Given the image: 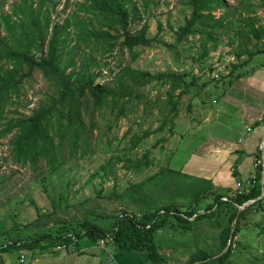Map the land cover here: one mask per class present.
I'll use <instances>...</instances> for the list:
<instances>
[{
	"label": "trees",
	"instance_id": "16d2710c",
	"mask_svg": "<svg viewBox=\"0 0 264 264\" xmlns=\"http://www.w3.org/2000/svg\"><path fill=\"white\" fill-rule=\"evenodd\" d=\"M153 2L142 0L141 11L137 0H76V7L62 22L53 17L57 12L55 0H15L8 11H1L0 138L12 135L8 145L14 163L31 164L34 172L41 169V162L46 167L39 181L42 191L47 194L50 208L40 212V207L31 200L39 211L35 221L85 205L92 199L118 200L126 191L163 174L169 168L173 153L170 147L168 156L157 171L141 179H128V182L119 180L116 175L120 162V167L138 175L153 164L150 149L137 157L129 154L151 133L143 131L141 135H132L130 145H114L115 150L110 148L113 143L109 139L106 142L109 148L102 149L104 153H110L108 158L88 174L81 185L74 187L79 167L76 159H86L89 153H95L102 136L118 123L121 116L126 117L129 110H141L145 115L156 102L152 97L145 99L148 86L152 89L166 88L167 102L172 104L175 115L178 112L175 97L191 92L200 95L207 82L215 81L210 78L199 84L194 80L195 75L187 80L186 73L173 70L152 72L129 63H119L115 71L106 59L113 55L117 46L125 48L136 61L142 48L166 46L175 50L177 46L194 44L197 46L195 53L201 60L209 57L211 50L222 42L223 36L231 41L238 36L235 54L237 58L242 53L248 56L241 63L232 64L228 73L216 79L223 88L241 75L240 71L236 72L238 67L245 65L255 53L264 54V48H249L260 43L264 46L261 39L264 25L256 23L255 15L259 8L264 7V0L259 3L241 0L245 5L243 10L231 6L227 0H182L181 4L187 11L183 14V22L173 29L175 40L170 42L157 35H149V24L143 20L142 13H148L149 4ZM133 23L140 25L133 30ZM161 28L159 23L158 30ZM103 67L110 71L112 79L109 82L98 79ZM36 70L42 73L48 90L30 114H19L14 109L12 112L17 115L8 118V106L15 104V100L24 93L25 79ZM212 92L207 91V96L210 97ZM90 105L93 106L91 112ZM95 110L101 123L95 119ZM174 115H167L155 129L156 132H163L166 123L169 125V135L163 134L162 142L183 134L182 131L176 133L179 121L174 119ZM105 119L107 122L104 124ZM262 170L260 165L254 186L245 194L232 192L223 195L218 192L206 205L198 197L195 205L168 204L138 213L126 208L118 213L93 211L82 218L41 226L44 230L29 229L25 225L22 227L27 234L25 238L17 236L16 239L9 235L2 239L0 233V264H3L1 255L7 251H36L38 248L58 246L78 248L79 242L86 237L95 242L102 241L106 247L112 246L116 251H146L149 258L147 264H173L167 252H161L160 245L155 242L156 234L164 228L171 230L177 238L186 235L190 241L194 238L200 244L188 255L185 264H231L236 245L248 226L264 237V195L260 197ZM107 181L113 184L104 186ZM87 186H91L88 192L85 191ZM248 200L254 201L244 207L234 222L239 207ZM86 207L84 210H90V204ZM206 228L216 231L213 233L214 240L210 239L211 233ZM5 233L10 234V230ZM226 246L228 249L221 253ZM178 248H174L175 252Z\"/></svg>",
	"mask_w": 264,
	"mask_h": 264
},
{
	"label": "rangeland",
	"instance_id": "374dc122",
	"mask_svg": "<svg viewBox=\"0 0 264 264\" xmlns=\"http://www.w3.org/2000/svg\"><path fill=\"white\" fill-rule=\"evenodd\" d=\"M14 1L15 0H0V13L1 11H8ZM55 1L57 2V12L53 14V17H56V20L62 22V20L68 16L70 11L76 7V0ZM137 1L140 10L142 11V0ZM153 1V3L149 4L148 13H142L143 20H146L149 24V35H157L158 38L161 37L168 42L174 41L173 29L177 28V26L183 22V14L187 11L181 4L182 0ZM227 1L231 6H237L240 10L245 9V5L241 3V0ZM254 1L259 3L260 0ZM255 15L257 17L256 23L264 25V7L259 8ZM159 23L162 26L160 30H158ZM139 25V23H133L132 29H137ZM157 32L159 33L157 34ZM231 33L234 34L233 31H231ZM237 38L238 36H234V40L231 41L228 40L226 36H223L222 42L218 45V47H216L219 53H210L209 57L201 60H199L197 57L198 55L195 53L197 46L190 44L181 47L177 46L175 50H169L166 46H153L144 49L142 48L141 50L138 49L140 50V56L136 61L132 60L131 54L125 48L117 46L112 53L113 55L108 57L106 61L109 62L111 69L115 71L118 70L119 63L121 65L129 63L133 66L149 69L152 72L158 70H173L178 73H186L187 80L192 79L195 75L194 80L201 84L203 81H207L210 78H216L212 76L215 73V68L217 67L211 62L213 58L214 62L218 61L219 65L223 64V72L225 70H229V64L232 63V61H235L234 64H239L245 60L248 56L247 53H242L240 58H237L235 54V51L238 49L236 46V42H238ZM195 39L196 37L193 38V41ZM158 44L161 43L158 42ZM257 48L258 45L253 47V49ZM177 52L178 54H176ZM256 54L262 53H255L254 55ZM218 72L220 73L221 69L216 70V73ZM109 73V69L107 67H103L101 78L98 79L101 82L111 81L112 77ZM209 83L211 82H207L206 87L200 95H193L191 92L175 97L178 105V112L175 115L173 114L174 111L172 110V104L167 102L166 88L161 87L160 89H152L148 86V91H145V99L152 97V99L156 100V102L152 103L150 109L147 113H145V115L142 114L141 110L140 112L137 109L134 111L129 110L126 117L121 116L118 123L102 136L100 146L96 149L95 153H89L87 155L88 158L86 159L85 157L76 159L75 163H78L79 167L76 169L77 180L74 183V187L81 185L88 177V174L93 172L96 167H98L101 163H104L108 158L110 153H104L102 149L109 148L108 144H106L109 139H111L113 143L110 148L115 150L114 145H117L118 147L130 145L132 135L134 133H139L141 135L143 131H151V133L141 142L136 150H130L129 154L133 157H137L138 155H142L147 149H150L152 151L151 160L153 164L148 168L146 167L141 174L138 175L135 174L134 171H129L120 167L122 165L120 162L117 164L118 168L116 170V175L119 180L128 182V179H141L145 175L157 171L158 167L164 162V159L169 154L168 147H173V144L178 137H172V141L162 142L161 139L163 134L169 135V125L166 123L165 130L163 132H156L155 129L161 125L167 115H174V119L179 121L176 125V133H180L181 131L184 132L185 129L190 124L194 123V121L198 119V116L202 114L204 110L203 106L208 98L207 91L213 89V84L209 85ZM47 90L48 84L43 78L42 73L38 70L34 71L32 76L30 78H26L24 81V93L15 100V104L13 103L8 106L9 109L6 112L7 117L9 118L17 115L12 112L14 109H17L19 114H30L32 109L35 108L39 100L43 97L44 92ZM175 92L178 93L179 89ZM132 102L134 103L135 100ZM140 107H142V105ZM92 109L93 106L90 105L89 111L91 112ZM94 114L95 119L101 123V119H98V111L95 110ZM106 122L107 120L105 119L104 124ZM104 129H106V127H104ZM11 136V134H8L7 136L0 138V233L2 235V239H6L9 235L15 237L16 239L17 236H22L23 238L27 237V234H25L22 229L25 225H27V228L29 229L40 228V230H44L45 228H41V226H50L52 220L49 218L53 217H47L48 219L43 218L35 221L39 211L31 203V200H33L40 207V212H45L50 208L47 194L42 191L41 183L39 181L41 172H44L46 167H44V163L41 162V169L38 172H34L31 164L20 165L14 163L12 161L11 151L8 145V141ZM122 152L123 151H121V153ZM165 164L164 166L167 165ZM168 170L169 168H167L164 172ZM96 181L99 182V179ZM112 184L113 183L109 181L103 183L106 187H110ZM90 188L91 186H87L85 191H90ZM123 194L118 200L111 199L107 201H115L110 203L122 205L124 202V199L121 200L122 196H124ZM83 206H88V203L66 210V217L82 215L86 211ZM106 207V203L105 206L100 204L96 207V209H94V212H108L109 210H107ZM118 211L120 210L118 209ZM246 229L247 230L241 237L240 243L238 242L236 245L235 252L231 257V264H262V260L264 259V237L257 234L251 226H248ZM6 230H10V234L6 235ZM206 230L211 233L210 239L214 240L215 238L213 233L216 231L211 228H206ZM155 242L160 245L159 248L161 252H167L168 259L173 264H185L188 255L200 245L194 238L190 241L186 235L185 237L179 236L177 238L176 235H173L171 230L168 228H164L156 234ZM97 243H99V241ZM100 245L101 247L105 246L102 241H100ZM176 246L179 247L178 251H176L177 253L174 249ZM96 248H98V246H95L92 249ZM64 249L66 248L61 250L58 246V248H38L36 251L11 250L3 253L1 258L3 260V264H22L19 260L21 254H24L26 257L24 264H113L110 256L112 252L109 250L111 248L108 250H101L99 252L97 258H99L100 261L93 258V256L90 258L88 253H82L83 255L78 254V249L70 251H75V254H78V256L74 255L73 257H66L64 256ZM59 251L62 252L63 257L60 256ZM93 253L96 255L95 252Z\"/></svg>",
	"mask_w": 264,
	"mask_h": 264
},
{
	"label": "crops",
	"instance_id": "0c3cea01",
	"mask_svg": "<svg viewBox=\"0 0 264 264\" xmlns=\"http://www.w3.org/2000/svg\"><path fill=\"white\" fill-rule=\"evenodd\" d=\"M261 39L264 41V35ZM258 47L264 48L262 43ZM217 52L215 48L210 53ZM213 59L211 62L217 67L212 76L219 74V77L228 73L235 62L232 61L229 70L223 72V64L219 65ZM219 69L221 72L216 73ZM238 71L241 75L224 88L217 81L209 83L213 84V92L207 98L202 114L192 126L181 132L183 134L175 135L178 138L173 147L170 146L173 153L168 171L126 191L121 198L124 199L122 205L110 203L115 201L92 199L86 202L90 204V210L82 215L66 217L64 211L51 216V222L82 218L105 203L109 211L101 212L103 214L118 213L122 207L143 212L168 204L195 205L198 197L206 205L218 192L223 195L236 192L237 180L257 173L260 165L264 168V55H254L245 65L238 67ZM79 243L78 254L88 253L90 258L93 256L98 261L99 252L109 248L113 264H147L149 260L146 251H116L112 246L101 247L100 242L87 238ZM95 246L98 248L92 249ZM64 250L66 257L78 256L75 251Z\"/></svg>",
	"mask_w": 264,
	"mask_h": 264
},
{
	"label": "built area",
	"instance_id": "2783aa9c",
	"mask_svg": "<svg viewBox=\"0 0 264 264\" xmlns=\"http://www.w3.org/2000/svg\"><path fill=\"white\" fill-rule=\"evenodd\" d=\"M257 164H259V162H257ZM255 180H256V174H253L252 176L244 180H237L236 181V192L238 194H245L250 188L254 186ZM19 260L21 263L25 262L24 254H21Z\"/></svg>",
	"mask_w": 264,
	"mask_h": 264
},
{
	"label": "water",
	"instance_id": "95a60500",
	"mask_svg": "<svg viewBox=\"0 0 264 264\" xmlns=\"http://www.w3.org/2000/svg\"><path fill=\"white\" fill-rule=\"evenodd\" d=\"M263 147H264V145H263ZM262 186H263V187H262V192H261L260 197H262V196L264 195V168H263V172H262ZM253 201H254V200H248V201H246L243 205H241V206L239 207L238 212H237V215H236V217H235V219H234V222L236 221V219H237L239 213L244 209V207H245L246 205L252 203ZM233 232H234V228L231 229V234H230L231 238L233 237ZM229 244H230V241H229L228 245H229ZM227 249H228V246H226L225 249H224L221 253L225 252ZM73 250H75V248H74V247H71L68 251H73ZM221 253H220V254H221ZM162 264H166V263H162Z\"/></svg>",
	"mask_w": 264,
	"mask_h": 264
},
{
	"label": "bare ground",
	"instance_id": "6f19581e",
	"mask_svg": "<svg viewBox=\"0 0 264 264\" xmlns=\"http://www.w3.org/2000/svg\"><path fill=\"white\" fill-rule=\"evenodd\" d=\"M60 247V246H59ZM61 248V247H60ZM71 248V247H70ZM70 248H66V250L68 251ZM75 248V250H77L78 248H76V247H74ZM62 249V248H61ZM68 252H70V251H68Z\"/></svg>",
	"mask_w": 264,
	"mask_h": 264
},
{
	"label": "clouds",
	"instance_id": "9594fccd",
	"mask_svg": "<svg viewBox=\"0 0 264 264\" xmlns=\"http://www.w3.org/2000/svg\"><path fill=\"white\" fill-rule=\"evenodd\" d=\"M214 77H216L215 79H218V78L220 79V78H221V76L219 77V76H217V75L214 76ZM255 174H256V173H255ZM256 176H257V174H256Z\"/></svg>",
	"mask_w": 264,
	"mask_h": 264
}]
</instances>
